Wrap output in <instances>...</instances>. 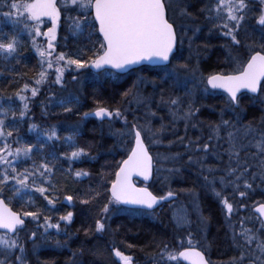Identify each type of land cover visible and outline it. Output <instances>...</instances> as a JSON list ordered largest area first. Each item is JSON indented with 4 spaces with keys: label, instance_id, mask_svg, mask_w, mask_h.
<instances>
[{
    "label": "snow or ice",
    "instance_id": "6c2138e0",
    "mask_svg": "<svg viewBox=\"0 0 264 264\" xmlns=\"http://www.w3.org/2000/svg\"><path fill=\"white\" fill-rule=\"evenodd\" d=\"M212 47L224 57L205 69ZM88 79L119 90L87 95ZM37 104L45 120L76 122L61 136L35 122ZM92 121L111 146L80 143ZM185 173L194 187L173 189ZM196 185L218 205L227 259L211 257L220 246ZM165 204L171 240L132 243L115 223ZM47 247L67 250L66 264H264V0H0V264H48Z\"/></svg>",
    "mask_w": 264,
    "mask_h": 264
},
{
    "label": "trees",
    "instance_id": "16d2710c",
    "mask_svg": "<svg viewBox=\"0 0 264 264\" xmlns=\"http://www.w3.org/2000/svg\"><path fill=\"white\" fill-rule=\"evenodd\" d=\"M80 43H86V41H81ZM211 44L218 45L219 41L216 39H212L210 41ZM69 47L73 48L75 47V42L73 40L68 41ZM184 55L187 56L188 52L185 49ZM205 59L202 60V66L205 69L215 67L218 60L222 61L224 57V53L218 48V47H212L210 48L206 53L203 54ZM27 56V63L29 66L32 64H35V57L34 53L28 52L26 53ZM31 74V73H30ZM70 80V77H67ZM79 85L75 84H69V90L75 91ZM84 91L87 95H90L93 92L98 93L102 98L109 99L112 94L115 91H118L119 89L116 87L115 82H96L92 81L91 79L85 80L84 84ZM151 89H149L150 91ZM88 103L90 104L91 101L89 99ZM209 105H215L219 107L222 104V100L219 98H209L206 101ZM246 106L249 107V113H247L248 118L252 119V113H255V117L258 119L261 115V112L258 110L259 105H250L245 102ZM58 111V110H57ZM203 119L206 120H214L215 114L211 112L210 109H203ZM34 120L36 123L50 125V124H57L60 126V135L64 136L67 134L66 130L68 128V125L73 124L76 122L75 116H61V117H55V118H49L47 120L42 118L41 109L39 107V104L34 107ZM116 127H120V124L117 123ZM83 135L81 137L80 143L83 144L86 141L91 142H99L104 144L105 147H109L113 143V139L109 138L107 136V128L103 129L104 136L102 138L101 136V128L98 122L92 121L88 122L86 126L83 128ZM21 136H23L26 140L33 141L35 140V135L30 134L27 130V124L20 127V133ZM57 148L60 151H63L62 148H60L59 145H57ZM107 159L111 160V157H107ZM116 159H119L117 156ZM104 163V159H101L96 165L95 168H99L100 164ZM67 165H65L66 167ZM78 166H84L87 167V165H78ZM196 177L194 175H191L189 173H185V177L183 180H174L172 182V188H192L194 187L193 182L195 181ZM196 190L200 192V199L202 201L204 214L205 215H211V222L209 224V230L207 239L209 241H212L215 239L217 241V244L220 246L219 249L217 247L212 248L213 258L214 259H226L225 257L230 254L229 250L224 244L225 241V231L224 227L222 225V217L219 213V208L216 202L213 200L210 194L204 193L199 189V186L196 185ZM150 190L153 191L155 194H163L167 189L166 187H162L161 183H157L156 181H152L150 184ZM38 196V195H37ZM183 196V195H182ZM181 196V197H182ZM80 217L77 216L76 225H74V228L76 226H79ZM116 224H122L124 227L122 229L123 233H127V239L129 242L136 243V244H143L149 240L152 239V237L156 238H165L168 240H171L173 235V224L171 221L170 216V209H168V204L164 205L163 210H157V215L155 217L153 216H141L139 219L136 218H128V217H121L120 219L116 220ZM115 227V224L113 225ZM82 239V237H81ZM79 240L72 243L71 247L73 250H75L78 247ZM219 257V258H217ZM70 258V253L67 250L64 251H58L54 248L47 247L41 250L40 259L41 261L50 262L54 261L55 264H66V262ZM85 261H88L92 259L91 257L86 256ZM33 264H35V258H33Z\"/></svg>",
    "mask_w": 264,
    "mask_h": 264
},
{
    "label": "rangeland",
    "instance_id": "374dc122",
    "mask_svg": "<svg viewBox=\"0 0 264 264\" xmlns=\"http://www.w3.org/2000/svg\"><path fill=\"white\" fill-rule=\"evenodd\" d=\"M4 30L5 31H10L11 30V25L10 24H6L4 25ZM78 86V85H77ZM161 151H163V149H160ZM155 151V150H154ZM157 183H161L160 181H156ZM38 195V194H37ZM178 203H183L185 205L189 204L190 203V198H186L185 196H182L180 197ZM168 209H170V211L172 212L173 214V211L175 210V206H169L168 205ZM189 212L192 211L191 208L188 209Z\"/></svg>",
    "mask_w": 264,
    "mask_h": 264
},
{
    "label": "flooded vegetation",
    "instance_id": "af4514ba",
    "mask_svg": "<svg viewBox=\"0 0 264 264\" xmlns=\"http://www.w3.org/2000/svg\"><path fill=\"white\" fill-rule=\"evenodd\" d=\"M137 218L139 219V217H137ZM221 221H222V225H223V220H221ZM208 230H209V226H208V229H207V235H208ZM229 252H230V251H229ZM229 255H231V252H230ZM211 257H212L213 260H219V259H214V258H213L212 249H211ZM217 258H219V257H217ZM225 258L227 259V256H226Z\"/></svg>",
    "mask_w": 264,
    "mask_h": 264
},
{
    "label": "bare ground",
    "instance_id": "6f19581e",
    "mask_svg": "<svg viewBox=\"0 0 264 264\" xmlns=\"http://www.w3.org/2000/svg\"><path fill=\"white\" fill-rule=\"evenodd\" d=\"M172 212L170 211V216H171V221H172ZM223 220V219H222ZM223 227H224V225H223ZM224 231H225V228H224Z\"/></svg>",
    "mask_w": 264,
    "mask_h": 264
},
{
    "label": "water",
    "instance_id": "95a60500",
    "mask_svg": "<svg viewBox=\"0 0 264 264\" xmlns=\"http://www.w3.org/2000/svg\"><path fill=\"white\" fill-rule=\"evenodd\" d=\"M152 181H148L147 184L149 185ZM138 183H139V180H138ZM142 186H144L143 184H141Z\"/></svg>",
    "mask_w": 264,
    "mask_h": 264
}]
</instances>
